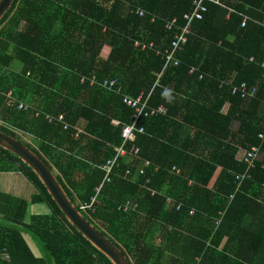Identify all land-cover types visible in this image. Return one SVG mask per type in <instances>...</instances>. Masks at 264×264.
<instances>
[{
  "label": "trees",
  "instance_id": "trees-1",
  "mask_svg": "<svg viewBox=\"0 0 264 264\" xmlns=\"http://www.w3.org/2000/svg\"><path fill=\"white\" fill-rule=\"evenodd\" d=\"M194 1L15 0L0 22V92L14 98L0 97V131L44 162L130 264H264V0L207 2L178 65L165 68ZM241 14L252 18L246 27ZM115 80L113 90L102 86ZM242 83L256 95L233 94ZM124 95L148 99L149 116L137 122L144 132L127 144L140 153L119 159L95 212L82 210L133 123ZM160 106L167 111L152 115ZM252 147L253 167L238 156ZM1 173L21 174L34 191H0V251L10 256L0 264H112L0 147ZM127 202L137 208L119 210Z\"/></svg>",
  "mask_w": 264,
  "mask_h": 264
},
{
  "label": "built area",
  "instance_id": "built-area-1",
  "mask_svg": "<svg viewBox=\"0 0 264 264\" xmlns=\"http://www.w3.org/2000/svg\"><path fill=\"white\" fill-rule=\"evenodd\" d=\"M207 2H211V3H214L216 5H220V6L225 7L222 4L221 0H195L194 1V3H193L194 8L192 9V11H189L183 17L184 20L186 21V25L183 28H181L179 33L175 34L170 49L166 51L165 68H167L170 65H175V66L178 65L179 60L177 59L176 55L183 48V46L187 43L188 36L190 35V32H191V30H190L191 24L193 23V21L203 19L204 14L207 12V7L205 5ZM230 12H235V11L230 9ZM137 13L140 16H144L145 11L142 9H139L137 11ZM241 15L244 17L242 27H246L248 21H252V18L245 16L243 14H241ZM175 22H176V20H173L172 22H170L166 26L167 31L173 30ZM263 25H264V23H263ZM84 80L85 79H83L82 82H84ZM94 83H96L95 77H93L91 79V84H94ZM116 83H117V80L111 81V82L105 81L102 83V86L105 88H108L110 90H113ZM120 91L121 90L119 89L117 92L120 93ZM256 93H257V87L256 86L255 87H248V85L246 83H242L240 86L235 87L233 90V94H240L243 99L254 97L256 95ZM2 95H5V97L8 101H14L12 92H8L6 94H3L2 92H0V97ZM147 101H148V99L143 100L142 96H139L137 99H135V98H132L128 95H124L123 102L128 107L135 110L133 123L124 127L123 132H122V139H123L122 145L115 148V156L113 158L108 159L106 161V163L104 164L103 170L105 171V177H104L102 183L96 188V193L93 196H91V198L88 202L84 203V205L82 206V210H91L92 212H95L97 210L98 206L101 205V201H100L99 197L102 194L103 186L107 183H110L111 175L113 174L114 170L117 167H119V165H120L119 159L129 158L130 156H132L134 158L138 157V155L140 153V149L138 147H136V148H133L129 151L127 149V144L135 141L137 133H143L144 132V129L142 127L141 128L137 127V122L142 115L149 116V113L146 111ZM18 108L27 110L28 105L21 102L19 104ZM166 111H167L166 107L160 106L157 110H155V109L152 110L151 114L155 115L156 113H165ZM48 120H49V122H53L54 118L48 117ZM58 121L64 122L63 116H60L58 118ZM114 123L119 124V122H117V121H114ZM67 127H68V125L65 124V128H67ZM81 132H83V129L78 128L76 137H78L79 133H81ZM260 137L264 138V135L262 134V135H260ZM258 150H259V148H257V147H252L250 150H246L243 154V157H242L244 162L247 163L249 166L253 167V160L256 158ZM150 165H151V162L148 160H145L144 166H143V168H141L139 170V173L143 174L145 168L149 167ZM173 170L176 171L175 168H173ZM126 174L127 175L130 174V171L128 170ZM172 202H173L172 198L167 199L168 204H171ZM136 208H137L136 204L132 206L131 202H127L126 204L121 205L119 207V210H123L124 212H128L129 210H131V209L135 210ZM178 208H180V207H178ZM0 256L4 257L7 260L10 259V256H9L8 252H6V251H0Z\"/></svg>",
  "mask_w": 264,
  "mask_h": 264
},
{
  "label": "water",
  "instance_id": "water-1",
  "mask_svg": "<svg viewBox=\"0 0 264 264\" xmlns=\"http://www.w3.org/2000/svg\"><path fill=\"white\" fill-rule=\"evenodd\" d=\"M15 0H0V22L11 9ZM0 147L18 156L38 176L48 193L73 225L98 251L103 253L112 264H130L123 252L105 237L68 198L55 174L28 147L17 139L0 131Z\"/></svg>",
  "mask_w": 264,
  "mask_h": 264
},
{
  "label": "crops",
  "instance_id": "crops-1",
  "mask_svg": "<svg viewBox=\"0 0 264 264\" xmlns=\"http://www.w3.org/2000/svg\"><path fill=\"white\" fill-rule=\"evenodd\" d=\"M108 48H105V55L108 54ZM229 108L226 106L224 112ZM244 154L243 150L239 151L238 156ZM0 191L8 192L13 195H17L26 199H29L34 191V187L18 173H1L0 174Z\"/></svg>",
  "mask_w": 264,
  "mask_h": 264
},
{
  "label": "rangeland",
  "instance_id": "rangeland-1",
  "mask_svg": "<svg viewBox=\"0 0 264 264\" xmlns=\"http://www.w3.org/2000/svg\"><path fill=\"white\" fill-rule=\"evenodd\" d=\"M16 69H18V65L16 66ZM26 140L31 141L32 139H31V138H26ZM36 211H37V209H35V208H31V209L29 210V213H28V219L30 218V215H32V214L35 213Z\"/></svg>",
  "mask_w": 264,
  "mask_h": 264
}]
</instances>
